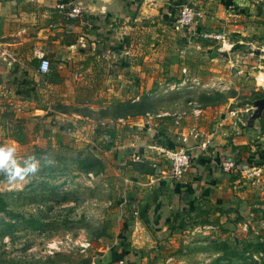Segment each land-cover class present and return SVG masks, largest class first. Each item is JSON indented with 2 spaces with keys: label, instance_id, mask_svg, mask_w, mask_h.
Listing matches in <instances>:
<instances>
[{
  "label": "crops",
  "instance_id": "1",
  "mask_svg": "<svg viewBox=\"0 0 264 264\" xmlns=\"http://www.w3.org/2000/svg\"><path fill=\"white\" fill-rule=\"evenodd\" d=\"M56 1L0 0V52L12 55L0 54V113L11 108L16 117L0 118V137L10 139L8 129L20 122L22 107L32 108L31 116H42L35 113L46 112L42 100L50 112L48 123L68 122L79 129V120L106 122L101 143L110 147L97 144L94 149L111 162L97 176L106 174L102 180L110 188L119 183L118 231L95 262L84 264H109L105 261L111 257L123 258L127 264L184 262L183 256L176 257L182 245L175 237L184 230L167 223L176 213L186 211L184 221H204L192 230L200 237L215 227L212 217L228 218V207L241 202V189L255 185L240 173L226 172L220 164L231 156L241 167L260 168L264 178V155L256 150L259 139L254 138L257 124L243 128L227 105L212 110V115L204 110L173 121L97 114L125 99L135 102L152 89L158 76L180 79L169 87L182 85L184 80L203 88L220 85L216 79L232 67L234 50L257 42L264 48L263 25L249 21L245 0H92L96 9L83 7L78 18L67 17L55 7ZM186 3L206 11L193 30L176 26L178 10ZM205 31L224 32V45L202 37ZM35 49H42L50 60L46 76L36 71ZM119 50L122 55H115ZM223 80L230 79L225 76ZM191 129L197 137L189 136L183 142L182 136ZM160 148L191 152V165L180 180L165 177L168 164ZM259 188L264 191V184ZM143 228L150 241L140 239ZM119 234L123 237L116 239ZM195 242L205 245L202 239ZM141 243L149 249L148 262H140L136 255V245ZM211 254V249L198 246L196 257L201 261L197 262H212Z\"/></svg>",
  "mask_w": 264,
  "mask_h": 264
},
{
  "label": "rangeland",
  "instance_id": "2",
  "mask_svg": "<svg viewBox=\"0 0 264 264\" xmlns=\"http://www.w3.org/2000/svg\"><path fill=\"white\" fill-rule=\"evenodd\" d=\"M245 4L249 21L263 25L264 0H245ZM252 39L256 40L257 37L253 35ZM237 49L231 54L233 64L227 67L225 75L230 80L225 83L224 76L216 79L220 85L206 88L192 86L189 80H184L182 85L169 87V83H178L180 79L158 76L152 89L135 100L140 106H129L133 101L125 99L124 105L114 104L103 113L98 112L97 116H143L151 117V120L166 118L173 121L182 120L185 116L191 118L192 112L204 110H209L212 115V110L227 105L228 111H234L235 116L248 121L252 113V101L264 95L261 87L264 83V48L257 42ZM41 103L46 112L36 110L35 113L42 116H31L32 108L27 105L22 107L24 113L19 120L25 128V142H12L11 138L0 137V145L16 146L17 156L21 160L28 155L40 157L46 153L53 161L50 165L41 161V167L35 175L14 184H10L0 174V196L7 205V210L0 213V264L93 262L110 246V241L118 231L119 183L116 188H110L102 180L106 174L97 176L100 169L111 162L107 156L101 157L94 149V145L103 144L101 142L105 139L102 136L107 124L97 121L99 118L88 124L82 120L76 121L79 129L68 122L48 123L46 117L50 116V112L47 111V103L43 100ZM13 110L4 109L0 118H16ZM262 114V119L255 121L257 128L254 138L259 139V142L258 149L254 146V150L264 155V110ZM59 126H66L67 129L61 130ZM241 190V202L236 206L234 204L235 207H228L231 211L227 219L212 217L215 227L206 230L208 233L202 234L203 237H197L192 232L196 224L203 223L200 218L183 222L184 232L182 235L175 234L182 245L176 257L183 256L185 260L169 264H259V261H252L243 250L248 241H264V191L259 186H244ZM36 219L40 221L39 228H33L26 222ZM244 224L247 225L246 229H243ZM142 235L139 237L143 240ZM67 236L71 241L66 240ZM199 239L205 245H197L195 241ZM83 240L90 243L87 248L80 246ZM223 244L228 246L225 250ZM145 246L143 243L136 245L140 262H148L146 254L149 249ZM198 246L211 249L212 262H197L201 261L196 257ZM233 246H237L239 255L232 257V263H229L222 255L231 253ZM112 258L105 262H112Z\"/></svg>",
  "mask_w": 264,
  "mask_h": 264
},
{
  "label": "built area",
  "instance_id": "3",
  "mask_svg": "<svg viewBox=\"0 0 264 264\" xmlns=\"http://www.w3.org/2000/svg\"><path fill=\"white\" fill-rule=\"evenodd\" d=\"M55 7L63 11L65 15L69 18H78L81 17L84 13V10L81 6L74 4L71 0L62 1L57 0L55 2ZM206 16V11L199 6L194 4H183L180 6L178 10V14L176 17V26L182 30H193L204 20ZM264 29V24H263ZM202 37L210 38L216 41H221L222 46L226 41L227 37L224 32L220 31H205L202 33ZM0 54L4 57L12 58L11 54L5 53V51H1ZM34 57L38 60V65L36 71L41 76H46L50 72L51 63L46 53L42 49H35ZM183 72L186 73V68L184 67ZM236 123H239L243 128L247 127V121L242 120L240 117H237ZM198 133L191 129L187 135L182 136V141L185 142L189 136L197 137ZM160 151L164 153L165 159L168 164V169L165 174L170 180H180L183 175L188 171L191 161L192 155L191 152L187 148H179V149H165L160 148ZM136 157V156H135ZM221 168L226 172H230L232 174L240 173L243 178L248 180L252 185L263 187L264 178L262 176V172L260 168L256 167H241V164L234 160L231 156L225 158L221 162ZM246 224L243 225V229H246ZM117 236L116 239L123 237L121 234ZM66 240L71 241V238L68 236ZM90 245L88 241L83 240L80 242V246L83 248H87ZM109 264H127L126 260L123 258L114 259Z\"/></svg>",
  "mask_w": 264,
  "mask_h": 264
},
{
  "label": "trees",
  "instance_id": "4",
  "mask_svg": "<svg viewBox=\"0 0 264 264\" xmlns=\"http://www.w3.org/2000/svg\"><path fill=\"white\" fill-rule=\"evenodd\" d=\"M122 105H124L126 102H119ZM129 106H140L139 103L137 102H132V104H129ZM136 114V113H135ZM261 120V119H260ZM249 124L247 123V126ZM24 125L21 122H14L12 124L11 127H9L8 129V136L13 139L16 142H20L23 143L26 141V133L24 131ZM110 137L114 136V132L112 130H110ZM106 149H108L110 147L109 143L106 144H102ZM7 210V205L6 202L4 200V198L2 196H0V213L1 212H5ZM186 211H184L183 213H185ZM182 213V214H183ZM182 214L181 213H176L170 222L167 223V225H169L171 228L173 229H177V228H182L183 225V218H182ZM14 217H16V215H13ZM29 222L28 224H30L33 228H39L40 227V221L38 219L36 220H29L26 221ZM204 222V221H203ZM224 250L228 247L226 246V244H223ZM245 253H247L248 257L254 261L257 262L259 264H264V241L263 240H256V241H248V243L245 244V248L243 250ZM237 254L239 255L238 252V248L237 246H233V250L231 253L229 254H223L222 258L223 259H227V261H229V263H232V257H238ZM221 258V259H222Z\"/></svg>",
  "mask_w": 264,
  "mask_h": 264
},
{
  "label": "clouds",
  "instance_id": "5",
  "mask_svg": "<svg viewBox=\"0 0 264 264\" xmlns=\"http://www.w3.org/2000/svg\"><path fill=\"white\" fill-rule=\"evenodd\" d=\"M41 161L45 165L53 163L46 153L40 157L35 154L28 155L21 160L17 156L15 145H0V174H3L10 184L24 181L30 175H35L41 167Z\"/></svg>",
  "mask_w": 264,
  "mask_h": 264
},
{
  "label": "water",
  "instance_id": "6",
  "mask_svg": "<svg viewBox=\"0 0 264 264\" xmlns=\"http://www.w3.org/2000/svg\"><path fill=\"white\" fill-rule=\"evenodd\" d=\"M77 5L81 6V7H85L88 8L90 10H95L96 8L94 7L95 5L93 4L92 0H81L77 3ZM115 55H122V51H116L114 52ZM262 89L264 90V83L261 85ZM251 109H252V113L248 118V126L249 127H253L254 123L256 120H260L262 119L263 116V110H264V95L260 98H257L255 100L252 101L251 104ZM143 239L145 241H150L151 240V236L149 234V232L143 228ZM132 237H135L134 233L132 234Z\"/></svg>",
  "mask_w": 264,
  "mask_h": 264
}]
</instances>
